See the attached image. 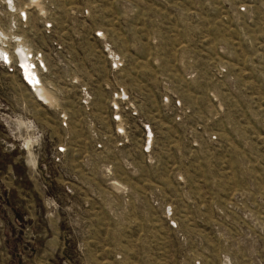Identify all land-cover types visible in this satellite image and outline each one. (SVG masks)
I'll list each match as a JSON object with an SVG mask.
<instances>
[{"label": "rangeland", "instance_id": "1", "mask_svg": "<svg viewBox=\"0 0 264 264\" xmlns=\"http://www.w3.org/2000/svg\"><path fill=\"white\" fill-rule=\"evenodd\" d=\"M0 51V264H264V0H0Z\"/></svg>", "mask_w": 264, "mask_h": 264}, {"label": "bare ground", "instance_id": "2", "mask_svg": "<svg viewBox=\"0 0 264 264\" xmlns=\"http://www.w3.org/2000/svg\"><path fill=\"white\" fill-rule=\"evenodd\" d=\"M0 56L3 59H5V56H6L8 58V60L10 61V57L6 54V52L0 51ZM22 63L24 65L26 64V66H25L26 69L24 71L27 74V76L24 75L26 77V79H27L26 82L32 88L33 92L38 93L39 91L37 90V88L42 87V84L37 85V81L40 82V79H39L38 75L35 72L30 71V64L28 63L27 59L26 60H23ZM41 97L46 102H50V100H51V97L48 94H46L45 91L41 94ZM51 104H52V102H51Z\"/></svg>", "mask_w": 264, "mask_h": 264}]
</instances>
